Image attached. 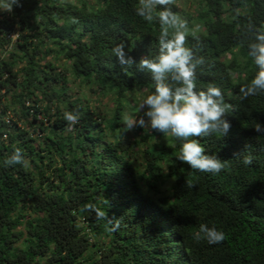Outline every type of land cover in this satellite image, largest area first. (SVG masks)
Listing matches in <instances>:
<instances>
[{
	"label": "trees",
	"instance_id": "trees-1",
	"mask_svg": "<svg viewBox=\"0 0 264 264\" xmlns=\"http://www.w3.org/2000/svg\"><path fill=\"white\" fill-rule=\"evenodd\" d=\"M189 1L194 14L176 0L169 8L203 61L197 90L216 85L229 106L227 136L191 138L223 162L218 173L177 160L183 141L170 133H126L130 93L152 94L155 82L112 50L122 43L137 62L159 53L161 25L137 14L140 0L0 4V264H264V91H239L257 71L248 44L264 32V0ZM68 70L113 108L73 97ZM68 111L79 113L75 126ZM16 149L25 163L6 166ZM202 223L224 241L195 240Z\"/></svg>",
	"mask_w": 264,
	"mask_h": 264
},
{
	"label": "clouds",
	"instance_id": "clouds-1",
	"mask_svg": "<svg viewBox=\"0 0 264 264\" xmlns=\"http://www.w3.org/2000/svg\"><path fill=\"white\" fill-rule=\"evenodd\" d=\"M172 2L173 0H140V7L136 9L137 14L145 20L156 18L161 25L159 53L155 58L141 57L137 62L126 53L122 43L112 50L122 66L135 64L141 70L150 72L155 82L154 92L140 101L136 106V114L122 117L123 124L127 131L147 125L156 132L170 133L183 141L177 160L186 162L192 169L201 172L218 173L224 167L223 162L217 156L207 154L204 146L197 139L191 138L213 134L227 136L231 125L225 114L229 106L225 104L218 86L209 85L206 90H197L196 68L203 61L193 62V52L185 46L187 24L172 13L169 8ZM0 4L5 10L11 11L14 4L19 5V0H0ZM170 27L174 28L171 34ZM248 56L254 61L257 71L250 82L240 87L242 99L264 91V32L254 33V39L248 44ZM141 111L143 115H138ZM64 119L75 126L79 123L80 116L78 112L68 111L65 112ZM255 129L258 133L264 132V125L257 123ZM243 162L251 164L252 157H244ZM23 163L25 161L20 149L14 150L4 161L6 166ZM100 215L103 216V213ZM119 227L117 222L112 230ZM193 235L195 240H206L208 244H218L226 238L224 231L206 223L200 224Z\"/></svg>",
	"mask_w": 264,
	"mask_h": 264
},
{
	"label": "rangeland",
	"instance_id": "rangeland-1",
	"mask_svg": "<svg viewBox=\"0 0 264 264\" xmlns=\"http://www.w3.org/2000/svg\"><path fill=\"white\" fill-rule=\"evenodd\" d=\"M72 2H77V0H68ZM177 4L182 10H186L188 14H194L195 12V7L194 3H191L189 0H176ZM194 4V5H193ZM1 9V8H0ZM194 19L189 20V22H193ZM230 56V54H228ZM51 57L49 56L47 59H50ZM62 64H65L66 61L62 60ZM68 78H69V85L71 87V93L73 94V97H87L90 99V104L94 107L98 105L101 109L105 110L106 112H109L113 108V98L111 95H101L98 93L93 92V89H91L88 85H85L80 82L79 79H75L71 72L68 70ZM147 90H135L134 92L130 93L129 99H128V108L126 109L125 115L126 114H136L138 112L137 105L140 103V101L147 95ZM138 115H143V111H141ZM145 120L147 121V117H145ZM147 130L148 132H152L151 128L149 126L143 127H135L131 131H127V135L130 137L131 140L135 139H140L141 133H143L142 130ZM169 134V133H168ZM167 134V135H168ZM156 139V138H155ZM156 139L155 141H158ZM165 140V139H164ZM146 147L145 143H142L141 145L134 146L133 152L134 156L138 157L137 163H140L141 161V151ZM167 167V165H165ZM170 181H167L161 186V190L167 191L168 187L170 186Z\"/></svg>",
	"mask_w": 264,
	"mask_h": 264
},
{
	"label": "built area",
	"instance_id": "built-area-1",
	"mask_svg": "<svg viewBox=\"0 0 264 264\" xmlns=\"http://www.w3.org/2000/svg\"><path fill=\"white\" fill-rule=\"evenodd\" d=\"M14 37H15V35H14Z\"/></svg>",
	"mask_w": 264,
	"mask_h": 264
}]
</instances>
